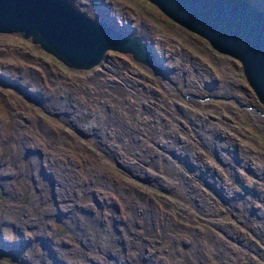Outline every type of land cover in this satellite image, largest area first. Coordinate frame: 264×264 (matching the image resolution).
I'll return each instance as SVG.
<instances>
[{
  "label": "rangeland",
  "instance_id": "1",
  "mask_svg": "<svg viewBox=\"0 0 264 264\" xmlns=\"http://www.w3.org/2000/svg\"><path fill=\"white\" fill-rule=\"evenodd\" d=\"M75 2L167 62L78 69L0 32V264H264V104L241 60L151 0Z\"/></svg>",
  "mask_w": 264,
  "mask_h": 264
},
{
  "label": "water",
  "instance_id": "2",
  "mask_svg": "<svg viewBox=\"0 0 264 264\" xmlns=\"http://www.w3.org/2000/svg\"><path fill=\"white\" fill-rule=\"evenodd\" d=\"M151 1L217 50L240 59L264 104V5L254 0ZM0 32H19L78 69L97 65L109 49L159 69L156 54L142 35L93 17L75 0H0Z\"/></svg>",
  "mask_w": 264,
  "mask_h": 264
},
{
  "label": "bare ground",
  "instance_id": "3",
  "mask_svg": "<svg viewBox=\"0 0 264 264\" xmlns=\"http://www.w3.org/2000/svg\"><path fill=\"white\" fill-rule=\"evenodd\" d=\"M260 4V3H259ZM107 11V10H106ZM157 56V55H156ZM160 57H161V60L162 61H160L159 63L160 64H166L165 62H167V60H166V57L165 56H161L160 55ZM158 61H159V58H158ZM167 100V99H166ZM193 112V111H192ZM152 114V113H151ZM158 114V113H157ZM152 122V121H151ZM154 122V121H153ZM157 122V121H156ZM159 122V121H158ZM154 124V123H153ZM225 135V134H224ZM225 137V136H224ZM227 142V141H226ZM221 146V145H220ZM208 148V147H207ZM210 148V147H209ZM219 148V147H218ZM240 154V153H239ZM257 157V156H256ZM257 161H258V159H256ZM72 161V160H71ZM73 162H75V161H73ZM259 162V161H258ZM76 163V162H75ZM257 163H255V165H256ZM252 165H253V163H252ZM262 166V165H261ZM214 167V166H213ZM257 167H259V166H257ZM256 167V168H257ZM255 168V167H254ZM261 168V167H260ZM258 169V168H257ZM249 171V170H248ZM254 171V170H253ZM251 179V178H250ZM251 182H252V180H251ZM21 206V205H20ZM17 207H18V205H17ZM258 210H260L259 208H258ZM260 211H262V210H260ZM264 211V210H263ZM262 214H264V213H262ZM4 220H3V222H5V223H7L8 225L10 224V222H11V217L9 216V217H6V218H3ZM157 220V219H156ZM160 221V220H159ZM10 230L8 229L7 230V232H6V229H5V233H8ZM9 234V233H8ZM8 236V235H7ZM218 237V236H217ZM211 239H212V237H210ZM213 240V239H212ZM222 240V239H221ZM221 240H219V241H221ZM61 241H63V240H61ZM223 241V240H222ZM65 242V241H64ZM63 243V242H62ZM64 245V244H63ZM170 254V253H169ZM172 254V253H171Z\"/></svg>",
  "mask_w": 264,
  "mask_h": 264
}]
</instances>
